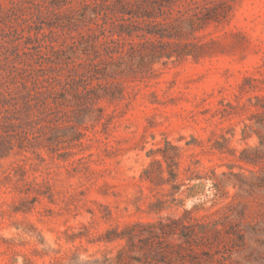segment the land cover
Returning <instances> with one entry per match:
<instances>
[{"label":"rangeland","instance_id":"1","mask_svg":"<svg viewBox=\"0 0 264 264\" xmlns=\"http://www.w3.org/2000/svg\"><path fill=\"white\" fill-rule=\"evenodd\" d=\"M102 1L0 0V63H13L3 54V45H11L5 41L18 37L36 46L27 38L24 19L35 22L32 32L43 40L40 46L54 39V45L73 44L66 49L68 60L84 56L79 41L94 25L84 4ZM220 1L227 8L224 17L182 38L196 37L201 48L155 61L143 77L123 78L120 94L97 102L74 145L67 143L64 133H72L67 130L50 146L56 153L39 147V155L18 151L0 158V264H89L112 257L123 242L101 240L105 232L184 210L201 218L225 205L229 218L220 215L224 225L217 226L222 233L215 258L264 264V125L247 128L263 109L264 0ZM182 3L164 5L176 9ZM109 19L99 14L94 22ZM254 147L259 150L247 155L256 162L240 159L244 149ZM157 165L164 177L172 165L176 179L153 183L148 172ZM205 176L210 177L198 178Z\"/></svg>","mask_w":264,"mask_h":264},{"label":"trees","instance_id":"2","mask_svg":"<svg viewBox=\"0 0 264 264\" xmlns=\"http://www.w3.org/2000/svg\"><path fill=\"white\" fill-rule=\"evenodd\" d=\"M164 2L166 0H155L149 6L136 2L120 7L106 0L84 4L94 25L88 27L79 41L85 55L71 60L65 53L66 49H74L73 44L54 45L52 39L40 46L43 40L32 32L35 22L22 20L29 29V42L35 41L36 46H28V42L22 44L18 37L5 41L11 43L10 46L3 45V54H10L13 63H0V158L18 151L39 155L36 152L39 147L56 153L59 149L50 146L58 144L59 134L67 130L72 132L69 136L64 133L67 143L74 145L83 134L81 129H86L82 124L89 120L97 102L120 94L123 78L143 77L146 67L151 69L155 61L193 53V49L201 48L202 44L196 37L191 41L182 38L187 39L204 24L227 13L225 3L220 0H184L176 9ZM40 12L36 15L40 16ZM163 13L165 16L157 20ZM99 14L110 18L106 24L94 22ZM262 108L253 114L254 121L247 125L249 132L253 126L264 125V98ZM258 150L257 147L246 148L240 159L256 162L247 153ZM163 173L162 165H157L148 176L155 184L176 179L172 165H167V177ZM211 177H216L214 171ZM213 178L210 189L216 195L218 186ZM162 209L161 205L157 207V210ZM228 210L225 205L201 218L195 217L191 210H184L179 216L135 221L121 232L116 229L105 232L101 240L110 243L121 239L123 242L112 257L94 258L87 263L225 264L222 261L227 257L215 258V255L220 252L216 247L222 233L217 227L220 215L228 219ZM235 226L231 224L233 233L243 236ZM224 229V233L230 235V231Z\"/></svg>","mask_w":264,"mask_h":264}]
</instances>
